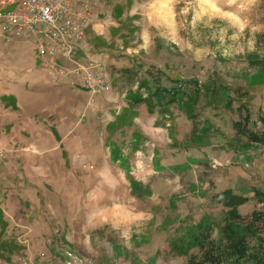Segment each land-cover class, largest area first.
<instances>
[{
  "label": "rangeland",
  "instance_id": "1",
  "mask_svg": "<svg viewBox=\"0 0 264 264\" xmlns=\"http://www.w3.org/2000/svg\"><path fill=\"white\" fill-rule=\"evenodd\" d=\"M85 1V35L75 50L113 57L106 67L112 89L91 98L63 83L70 77L56 85L44 73L40 80L54 84L41 88L49 96L41 95L38 104L26 99V120L7 124L0 102L1 207L14 215L7 195L23 198L32 179L38 184L30 205L39 235L18 241V228L12 242L24 253L14 264H62L67 253L79 264H189L213 244L220 247L228 208L213 203L217 192L245 193L249 201L238 208L244 219L264 213V202L254 198L255 191L264 192V146L251 145L256 150L247 156L246 138L238 143L233 129L244 103L253 123L264 116V0ZM4 61L0 56V68ZM18 63L25 65L10 59L7 66ZM214 81L230 90L231 107L223 93L205 96L204 87ZM46 118L67 128L64 142L55 129L50 138L39 137L53 125ZM131 134L137 137L133 151ZM113 142L124 145L123 169L110 161ZM230 224L242 233L246 223ZM254 235L255 260L243 264L264 260L263 227Z\"/></svg>",
  "mask_w": 264,
  "mask_h": 264
},
{
  "label": "crops",
  "instance_id": "2",
  "mask_svg": "<svg viewBox=\"0 0 264 264\" xmlns=\"http://www.w3.org/2000/svg\"><path fill=\"white\" fill-rule=\"evenodd\" d=\"M72 6L75 11H80V13L82 12V9L79 7L77 2H74ZM100 31L101 30L99 29L98 32ZM2 38H4V41L1 40L0 42H3L2 45L4 46V49L2 52H0V56H1V59L5 60L4 64H6V66H3L2 68H0L1 70L0 72V99L1 100L0 102L3 104L1 112H3L6 115L5 122H7V124L11 123L10 121L12 119L14 122L17 121V119H20L22 121L26 120V117L24 116L25 110L24 108H22V106L26 102V99H30L32 97V102L34 104H38L41 101V99H39L40 96L43 94H47V93L40 94V90H42L41 88H45V90H47L46 88L48 86L45 85L46 82H49V84H54L53 81L51 82L49 79L40 80L41 78L39 77L40 74H44V73L50 74L52 79L53 78L56 79V82H57L56 85H60L61 81H63L65 78L70 77L69 81H65L63 83L68 85L70 88H75L79 90L83 94H89L91 97V93L85 88L84 82L81 79L76 78L74 76H69V73L67 77L60 75L58 71H55L54 69L55 66L51 68L50 65L47 63V61L45 59H42L39 56V52L37 51L38 43L35 40V38L21 37V38H15L11 40L3 36ZM99 40L100 39H98V37H94V41H92L91 43L92 46H95V48H97V46H100ZM97 50H93L91 53L85 52V51L77 52L75 55L76 60H79L81 62L85 61L88 63L89 62L94 63L98 60H102L105 63L104 66L107 67L109 63V59L113 57L109 55L108 52H105V51L99 52ZM6 58H8V60ZM10 59H13L14 64H16L19 61L20 63H25V65L18 66L19 65L18 63L16 67L15 66L8 67L7 64L9 63ZM56 61H57V66H60L64 69L71 71L74 67V65L71 62L64 60L59 55L56 57ZM8 68H12V69L9 70ZM47 96H49V93L47 94ZM129 102H130V105H134V104H139L140 101L134 102L133 100H131ZM141 106L135 105V108L138 109V111H140ZM146 106L149 108L147 102H146ZM35 108L36 106L33 105L32 106V123H35L37 126L35 119H36V115L38 111L33 112ZM148 108L146 109V111L150 112L151 110L150 108L149 109ZM78 119H80L79 115L76 120ZM47 120H50V118H46L45 122H47ZM50 123L53 124L52 120H50ZM76 123H78V121ZM112 124L111 126H113ZM53 125L52 126L49 125L48 126L49 130H46V131H42L40 129L39 130L40 132L38 133L39 137L40 138H43V137L50 138V136L53 135L54 129L59 132L60 134L59 137H62V140L65 137H68L70 135L67 132V128L66 127L64 128L61 123H55ZM32 128H33V124H32ZM47 131H49L50 133H47ZM75 137H79V135H76ZM55 138L57 139V135L55 136ZM135 138L137 137L131 134L130 139L128 141V144H131L130 145L131 151H133V145H132L133 140L134 141L137 140ZM63 142L60 140L58 144V149L61 150V153L62 151L64 152L65 150L63 148V145H64ZM180 143L181 142L179 141H176V142L174 141L173 145L178 146ZM81 146H84V141L81 142ZM123 146H124L123 144L119 145L113 142L109 147L111 163L119 165L121 169L124 168V165H128L127 164L128 160L124 154V152L126 151L123 149ZM254 149L255 147H251V146L248 147L245 151V154L248 156L249 153L250 154L254 153V151L256 150ZM40 150L43 151V153H45L46 151L48 152V150H46L45 148L40 149ZM26 153L27 155H32L33 152L32 153L26 152ZM152 165H154V161ZM27 186L29 187L28 189L29 192L25 191L26 195L23 196V198L17 197L15 193H10L9 195H7V202L11 205L13 211L15 212L14 215L11 214L5 208H2L0 204V264H14L18 262L19 258L23 255L24 252L23 251L20 252L18 250L19 248L17 247L16 242H12V240H14V235L19 234L18 228L21 227L23 229L20 231V233L23 232L22 233L23 237H20L18 241H23V239H25V241H28L29 237L27 235L30 236V235H33V233L35 234L33 235L35 237L33 239H36L37 235H39L40 229L37 228V222L40 223V220L38 218V215L35 212L36 207H32L30 205V203L34 201V198H33L34 190L32 189V186L37 187L38 184L34 182L32 179V185L29 184ZM36 215H37V222L34 221V218L36 217ZM40 219H42V216L40 217ZM25 225L27 227H25Z\"/></svg>",
  "mask_w": 264,
  "mask_h": 264
},
{
  "label": "built area",
  "instance_id": "3",
  "mask_svg": "<svg viewBox=\"0 0 264 264\" xmlns=\"http://www.w3.org/2000/svg\"><path fill=\"white\" fill-rule=\"evenodd\" d=\"M77 2L82 12L75 11L72 4ZM16 5L10 12H3L7 6ZM0 37L15 39L33 37L38 43L39 56L51 68L57 66L56 57L71 62L74 67L68 71L84 82L92 96L107 93L112 89L106 67L100 62L85 64L76 60V42L85 35V15L89 5L85 0H0ZM4 13V14H1ZM48 41V42H46ZM58 73L66 76L61 67ZM23 264H29L22 262ZM80 259L73 253L65 254L62 264H79Z\"/></svg>",
  "mask_w": 264,
  "mask_h": 264
},
{
  "label": "trees",
  "instance_id": "4",
  "mask_svg": "<svg viewBox=\"0 0 264 264\" xmlns=\"http://www.w3.org/2000/svg\"><path fill=\"white\" fill-rule=\"evenodd\" d=\"M196 86H198V84H196ZM228 92L230 93L228 88H224V86L219 85L216 81H214L213 84L210 82L204 87V94L208 98H217L219 97V94L222 93L227 98ZM229 99L230 102L228 105L231 107L232 98ZM173 101H175V99H173ZM238 110L239 120L233 123L235 140L242 144L243 141H241V139L246 138L247 143L243 144L247 148L255 144L264 146V116L260 117L259 124L253 123L252 111L246 103L242 104ZM195 111V108L191 109L190 113L193 114ZM251 125L260 129L262 128V132L253 131L250 127ZM254 198H257L260 202H264V192L255 191ZM212 201L215 205L221 204L228 208L225 218V226L223 228L224 236L220 240V247L217 248V246L213 244L209 250H203V255L200 259L190 260L189 264H243L247 259L254 261L255 259L250 255L249 238L256 235H254V233L259 226H262L264 230V213L255 212L252 217L244 219L238 213V208L239 206L248 203L249 197H246L245 193L237 194L232 189H224L217 192ZM233 220H238L240 222L245 221L246 224L242 233H236L232 228L230 221ZM261 239L264 240L263 238ZM196 243L198 244L199 242L194 239V244ZM260 264H264V260H262Z\"/></svg>",
  "mask_w": 264,
  "mask_h": 264
}]
</instances>
